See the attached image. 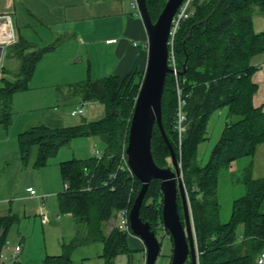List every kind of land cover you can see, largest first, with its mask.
Segmentation results:
<instances>
[{
	"label": "trees",
	"instance_id": "trees-1",
	"mask_svg": "<svg viewBox=\"0 0 264 264\" xmlns=\"http://www.w3.org/2000/svg\"><path fill=\"white\" fill-rule=\"evenodd\" d=\"M167 0H146L155 22ZM219 0H195L193 14L183 20L176 33L174 54L178 71L168 74L162 99V122L166 136L181 163L188 192L199 252L198 264H257L264 251V175L252 177V165L246 168L242 182L245 195L232 203L229 221L220 220L218 201L219 175L223 168L245 158L254 157L264 144V109L255 107L257 85L252 80L254 57L264 53V31L254 29L257 7L264 15V0H222L211 18L199 26L214 10ZM192 31L190 38H187ZM185 42V43H184ZM11 56L19 61L12 75L2 70L0 78V126L12 122L15 93L27 90L42 56L53 47L37 48L24 37L9 46ZM144 71H132L124 78L110 76L100 80L90 77L76 84V94L83 102H100L104 117L69 127L51 128L38 125L18 137L20 160L27 164L34 149V166L45 167L58 150L76 138L98 136L103 141V158L71 159L59 165L62 180L68 183L58 197L61 214L70 213L87 227L86 242H100L105 264H115L118 257L139 252L130 248L128 236L114 230L107 235L105 224L123 208L130 211L141 189V182L122 164L121 155L129 136ZM178 89L186 104L185 132L180 141L178 122ZM228 109L221 136L202 166L197 160L200 143L208 139L211 115ZM152 155L160 167H167L170 150L160 129L154 127ZM107 185H104V183ZM160 180H153L146 193L140 217L157 233L162 221L163 195ZM179 211L183 220L181 199ZM14 215L0 217V259L12 226ZM170 234V232L167 230ZM172 239V238H171ZM61 255L47 256L44 264H74L68 248ZM188 262V261H187Z\"/></svg>",
	"mask_w": 264,
	"mask_h": 264
},
{
	"label": "crops",
	"instance_id": "crops-1",
	"mask_svg": "<svg viewBox=\"0 0 264 264\" xmlns=\"http://www.w3.org/2000/svg\"><path fill=\"white\" fill-rule=\"evenodd\" d=\"M15 1L21 9H27L39 22V26L31 29L28 36H24L19 28L16 30L14 23L16 41L19 36H22L34 47H53L38 62L33 77L30 80L29 88L14 94L12 101L13 115L10 126L7 128L0 126V217L14 215L19 219L21 211H23L24 217L27 218L25 208L23 209L21 206L16 205V202L20 204L21 200H24L23 198L34 202L36 200L44 201L46 198L51 202V197L56 196L58 202L60 193L64 191V182L60 174L59 165L61 162L67 160L58 162V176L55 174V171H52L49 189L46 190V188L41 186L44 189L46 197L39 194L35 197L31 196L27 188H34L32 185L26 187V193H19L16 196V191L11 187L12 185H16V175L19 174L18 135L38 125L61 128L65 121H71L69 119L78 117L72 116L71 112L79 106H84L85 113L80 118L87 119V122L95 120L102 111L105 114L104 106L100 107L96 101L83 102L81 100L76 94V84L88 77L93 80H100L110 76L124 78L134 70L145 71L148 60V38L146 29L142 20L137 15V11L135 13L125 12L124 0H0V14L11 15L14 22V16L11 11L12 9H17L14 5ZM131 6L137 10V7H134L132 2ZM253 22L257 33L264 30V21L253 19ZM256 26L260 30L257 31ZM6 48H4V51ZM252 65L255 67L252 80L257 85L253 104L255 107L264 109V53L254 57ZM5 71L9 75H13L16 72L11 70ZM1 77L2 71L0 70ZM66 91L68 92L67 94L65 93ZM69 100L73 101V105H75L70 110V113L67 111L62 112L56 108V105L59 103ZM52 107H54L55 113L47 112ZM99 108L100 112L98 111ZM78 121L76 119L71 122L77 123L74 125L82 123ZM261 146L258 147V150ZM81 149L82 155L86 153L84 154V158L77 156L75 159H86L91 156L90 150L93 148L86 150L87 146H83ZM89 152L90 154H88ZM10 170L15 172V174ZM7 175L10 176L9 179ZM61 181L63 189H61ZM34 189L36 190V188ZM10 197H12V200ZM8 203L13 205H10L8 208ZM44 207V205H40V212L38 211L42 224V226L39 225V228L42 233L47 229L48 222L52 226H57L62 221V225H65V219L62 216L57 215L53 218L55 212H52V216L51 214L48 215L45 213ZM56 210L55 207L53 211ZM70 215L74 221V228L66 231L68 238L76 240L81 236L82 238L79 241L83 246L90 248L93 242H86V225H82L83 223L79 222L74 215ZM18 223L21 225V222L18 220L11 230L13 228L16 230V224ZM80 229L85 230L84 233L86 235H81ZM18 234L19 240H16V238L11 239L8 235V241L3 249L4 251L9 248L6 254L10 256L12 249L20 245L21 251L18 253L16 261L0 259V264H44L47 256L61 255L63 247H65L63 243L64 237H62L63 242H60L59 239L52 244L53 250L46 247L45 242L42 248L35 249L32 243V233L30 234L29 229L25 227ZM14 237H16V234ZM128 239L131 249L145 252L144 242L139 237L132 234ZM101 251L102 253L99 254L98 248V257L101 258L99 264H105L102 257L103 245ZM37 254L39 256H36ZM120 259L121 257H118L116 263ZM72 262L74 263V261Z\"/></svg>",
	"mask_w": 264,
	"mask_h": 264
},
{
	"label": "water",
	"instance_id": "water-1",
	"mask_svg": "<svg viewBox=\"0 0 264 264\" xmlns=\"http://www.w3.org/2000/svg\"><path fill=\"white\" fill-rule=\"evenodd\" d=\"M183 1L167 0L157 20L153 22L146 0H135L147 33L148 60L130 122L125 155L130 172L141 182V189L130 211V228L132 233L144 242V264H156L162 247L156 232L151 230L150 224L143 222L140 217V210L153 180L161 181L162 221L164 227L170 232L173 241L171 264H186L189 259L191 264H198L196 236L180 163L166 136L162 122V99L167 76L175 72L169 65V34L173 18ZM221 2L222 0H219L212 13L195 26L207 22ZM191 35L192 31L187 38H190ZM185 55L182 71H177L178 75H182L186 71L188 53L185 52ZM81 122L86 123L87 119L82 118ZM155 125L159 127L169 147L171 166L159 167L154 162L152 137ZM179 196L183 206V220L179 211ZM137 253L123 255L117 263L135 264L138 261Z\"/></svg>",
	"mask_w": 264,
	"mask_h": 264
},
{
	"label": "rangeland",
	"instance_id": "rangeland-1",
	"mask_svg": "<svg viewBox=\"0 0 264 264\" xmlns=\"http://www.w3.org/2000/svg\"><path fill=\"white\" fill-rule=\"evenodd\" d=\"M131 2L132 0H124L125 12L135 13L137 11L138 13V10H135L132 8ZM14 5H15V8L17 9L15 10L12 9L11 12L14 16V20H15L14 23L16 26L15 28L16 30L17 28H19L20 32L24 36H28L30 35L31 29H35L39 26V22L37 21L36 18H34L30 14V12L27 9H23V8L21 9L20 6L16 4V1ZM137 15L141 19L139 13ZM253 18L256 21L258 20L264 21V15L262 14V12H260V10L257 7L255 8ZM256 30L258 31L260 30V28L256 26ZM11 55L12 53L10 51V48L7 47L2 56L1 71L2 70H11V71L18 70L19 61L18 59H16L15 57ZM65 93L67 94L68 92L66 91ZM96 103L97 105H100V107H103V104H101L100 102H96ZM73 104L74 102L71 100L64 101L56 105V108L60 109L62 112L67 111L68 113H70V110L73 108V106H75ZM98 111L100 112V108ZM47 112L55 113L54 107H52L50 110H47ZM227 114H228V109L222 108L220 110L215 111L211 115L209 122H208V126H207L208 139L200 143L198 146V150H197V160L200 165L204 166L207 163L212 149L214 148L215 144L217 143V141L219 140L221 136V133L225 126ZM103 117H104V111H102L99 117H96L95 120H90V121H96ZM76 119L81 121L80 116L73 117L69 120L73 121ZM71 121H68V120L65 121L64 125L62 126L69 127V126H74V124H77V123H72ZM181 139H182V136H181ZM103 144L104 143L102 139L98 136H88V137L76 138L73 141H71L68 145L62 146L58 150L57 154L54 157H51L49 159L48 164L42 168H37L34 166V162L36 159V153H37V150L35 148L27 164H24L20 160L19 162L20 166L18 167L19 174L16 175V182H15L16 185H12L11 188L14 191H16V196H17V194L19 193L20 194L26 193V187L28 185H32L34 188H36L39 195H44L46 197V194H44L43 188H46V190L49 189V181L52 177V171L53 172L55 171V174L57 176L59 175L58 168H57L59 161L75 159V157L77 158V156H82V158H84L85 156L84 154L86 153H83V155L81 153L82 151L81 148L83 146H87L86 150H89L90 148L102 150ZM181 144L182 142H180L179 144L180 157L178 161L180 163L182 178H183L182 163H181V154H182ZM88 154H90V152ZM156 165L159 166L157 163ZM168 165L171 166V158H168ZM250 165H252V177L253 178L258 179L264 175V144L259 148V150L257 151L254 157L242 158L236 161L234 164H231L229 167L221 169L220 175H219V185H218L217 195H218V201L220 202V206H221L220 220L223 223L229 221L230 219L233 201L245 195L246 193V189L242 182V178H243V174L246 171V168L249 167ZM42 169H46V170H42ZM12 173L15 174V172L13 171ZM7 177L9 179L10 176L7 175ZM61 189H63L62 181H61ZM186 193L188 197L187 190H186ZM11 198L12 197H10V199ZM51 198H52L51 202L49 201V199H46V198L44 199L45 202L43 200H41L43 202H41L40 200L39 201L36 200L34 202L31 200H26L25 198H23L24 200H21L20 204H17L16 202V205L21 206L23 209L25 208V210L27 211L26 213L27 218L24 217L23 211H21V214H19V222H21V225H19V223L16 224V230L14 228L11 230V233L9 235L10 238L11 239L16 238V240H19L18 232L19 231L22 232V230L26 227V229L30 230V234L32 233V239H33L32 243L35 249L42 248V245H44V242H45L46 247H48L50 250H53L52 244L55 243L59 239H60L59 240L60 242H63V239L61 238L64 237L63 243L65 244V247L68 248V252H70V257L72 258V261H74L75 264H99L101 262V258L98 257V248H99V254L102 253L101 251L102 244L100 242H93L92 246L90 248H87L86 246H83V244L79 241L82 238L80 235H79L80 237L77 236L78 239L76 240H71V238H68V234L66 231H70L72 228H74L73 218L69 213L61 214L59 211V208H57L58 202H57L56 196H52ZM178 198H180V196ZM188 203H189V199H188ZM10 205H13V204L8 203L7 207L9 208ZM40 205L45 206L44 211L48 215L51 214L52 216V212H55V214L53 213L54 214L53 218H55V216L57 215L62 216L65 219L64 221L65 225L64 226L62 225V221H60V223L57 226H52L48 222L46 226L47 229L45 230V232L42 233L41 229L39 228V225L42 226L41 218L40 216H38L39 214L38 211L40 212ZM55 207L57 210L53 211ZM189 208H190V203H189ZM16 211H17V207H16ZM190 214L192 216L191 209H190ZM37 223H38V227H37ZM192 223H193L194 232H195L193 216H192ZM80 227H83V226H80ZM84 231L85 230L80 229L79 232L81 235H84L85 234ZM15 234H16V237H14ZM156 235L162 246L161 252L157 259L156 264H171V261H172L171 256L173 254L172 253L173 242L171 239V235L167 232V229L164 227L163 224L159 226ZM195 236H196V233H195ZM129 237L130 236H128V238ZM128 243H129V239H128ZM196 245H197V241H196ZM65 247H63L62 253L66 251ZM197 253L199 257L198 247H197ZM137 254H138V261H136L135 264H144L145 253L138 252ZM36 256H39V255L37 254ZM186 264H191V262L188 261Z\"/></svg>",
	"mask_w": 264,
	"mask_h": 264
},
{
	"label": "built area",
	"instance_id": "built-area-1",
	"mask_svg": "<svg viewBox=\"0 0 264 264\" xmlns=\"http://www.w3.org/2000/svg\"><path fill=\"white\" fill-rule=\"evenodd\" d=\"M194 1L195 0H184L172 21L168 45H169V65L174 69L175 71L174 75H178L177 74V71H178L177 63H176V58L174 54L175 36L180 27L181 22L183 20L190 18L191 15L193 14ZM132 5L136 7L135 0H132ZM15 42H16V32H15L14 21H13L12 16L9 14H0V59L4 51V48L13 45ZM0 70H1V67H0ZM185 104H186V100L185 98H183L181 94V90L178 89L177 129L179 132L180 140H181L182 134L186 130V127L184 126V123L186 121V116L183 113V107L185 106ZM84 113H85L84 106H79L71 112V115L72 116H83ZM91 156L96 157L98 160H101L103 158V153L101 150L93 148L91 150ZM121 161H122V164L126 167V169L129 170L128 165H127L126 155H125V147L121 155ZM104 185H107V183L105 182ZM68 188H69L68 183H65L64 189L66 190ZM27 191L30 193L31 196H34V197L38 196L37 191L32 187L27 188ZM114 230H118L119 232L126 234L127 236H132L133 233L130 228V210L128 208H123L115 212L112 215V217L106 222V229H105L106 234L109 235ZM8 249L9 248H7L6 250L2 252L1 259L3 260L10 259L11 261L15 262L18 253L21 251V246L20 245L15 246L12 249V253L10 254V256L6 254ZM257 264H264V251L258 256Z\"/></svg>",
	"mask_w": 264,
	"mask_h": 264
},
{
	"label": "flooded vegetation",
	"instance_id": "flooded-vegetation-1",
	"mask_svg": "<svg viewBox=\"0 0 264 264\" xmlns=\"http://www.w3.org/2000/svg\"><path fill=\"white\" fill-rule=\"evenodd\" d=\"M173 242V241H172ZM173 250V249H172ZM172 253H173V251H172ZM173 255V254H172ZM171 259H172V256H171ZM189 262H190V259L188 260Z\"/></svg>",
	"mask_w": 264,
	"mask_h": 264
}]
</instances>
